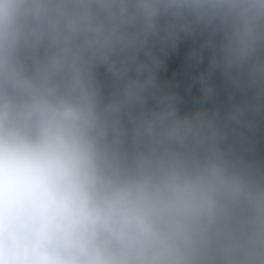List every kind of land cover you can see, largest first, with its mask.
Instances as JSON below:
<instances>
[{
    "label": "clouds",
    "instance_id": "obj_1",
    "mask_svg": "<svg viewBox=\"0 0 264 264\" xmlns=\"http://www.w3.org/2000/svg\"><path fill=\"white\" fill-rule=\"evenodd\" d=\"M193 36L225 108L157 79ZM262 123L264 0H0V264H264Z\"/></svg>",
    "mask_w": 264,
    "mask_h": 264
},
{
    "label": "trees",
    "instance_id": "obj_2",
    "mask_svg": "<svg viewBox=\"0 0 264 264\" xmlns=\"http://www.w3.org/2000/svg\"><path fill=\"white\" fill-rule=\"evenodd\" d=\"M200 37H182L174 47L167 46L161 49L156 46V54L163 61V66L157 72V79L165 91L174 93L177 104L183 113H191L201 108L227 107L229 100V89L224 83L220 72H214L209 76L210 55L207 50L201 49ZM203 51V60L198 59L194 53ZM201 75L208 77L217 89V95L209 101H204L203 84ZM101 79L106 83L108 78L101 70ZM262 131L258 136V152L264 158V123Z\"/></svg>",
    "mask_w": 264,
    "mask_h": 264
}]
</instances>
